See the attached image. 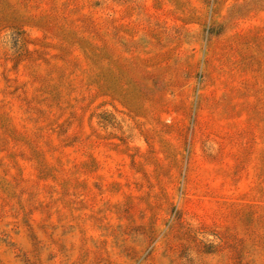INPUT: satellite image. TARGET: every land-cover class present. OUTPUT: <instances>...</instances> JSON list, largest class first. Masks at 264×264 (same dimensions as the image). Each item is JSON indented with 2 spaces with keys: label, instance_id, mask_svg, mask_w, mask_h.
<instances>
[{
  "label": "rangeland",
  "instance_id": "1",
  "mask_svg": "<svg viewBox=\"0 0 264 264\" xmlns=\"http://www.w3.org/2000/svg\"><path fill=\"white\" fill-rule=\"evenodd\" d=\"M0 264H264V0H0Z\"/></svg>",
  "mask_w": 264,
  "mask_h": 264
},
{
  "label": "trees",
  "instance_id": "2",
  "mask_svg": "<svg viewBox=\"0 0 264 264\" xmlns=\"http://www.w3.org/2000/svg\"><path fill=\"white\" fill-rule=\"evenodd\" d=\"M62 73H63V71H62L60 66L57 69H55V71H54L53 80H54L55 84H51V86H55L56 90H57L58 85L60 84V77L62 76Z\"/></svg>",
  "mask_w": 264,
  "mask_h": 264
}]
</instances>
